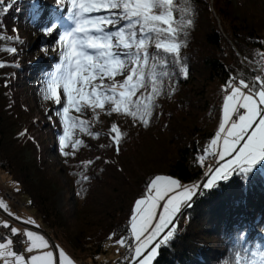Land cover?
<instances>
[{"label": "trees", "instance_id": "obj_1", "mask_svg": "<svg viewBox=\"0 0 264 264\" xmlns=\"http://www.w3.org/2000/svg\"><path fill=\"white\" fill-rule=\"evenodd\" d=\"M174 4L175 19L179 21L183 15L193 24L186 29L185 46L180 51L188 66L187 78L178 74V67L157 68L158 72L169 71L171 76L162 78L163 88L155 97L147 126L158 131L157 124L164 119L160 126L163 133L156 132L149 146L135 145L133 134L127 131L129 126L123 127L120 121L144 128L139 119L135 122L117 113L109 116L99 109L96 113L88 109L83 115L72 110L70 114L88 122L94 133L104 130L106 122L116 123L121 138L119 152L112 133L111 142L101 143L92 164L64 170L68 178L77 181L76 209L69 216L56 207L55 195L61 189L56 172L61 170L51 168L49 162L47 169L39 160V144L25 126V122L34 125V121L29 120V110L15 98V78H22L37 94L47 119L56 116L60 107L53 99L44 101V92L36 81V73L41 75L42 71L34 64L36 58L27 56L25 40L13 31L19 21L32 23L33 8L16 0L3 13L6 4L0 5V172L12 181L11 193L23 199V206L32 211L40 230L77 263H95L107 254L109 261L113 260L121 246L117 241L127 236L131 242L129 220L135 200L145 194L152 178L165 175L201 187L191 206L179 214L174 237L161 246L153 264H264V162L255 166L246 180L233 174L216 188L206 190L202 184L209 171L205 172L207 164L199 160L219 131L223 97L229 85L236 79L237 85L241 79L248 83L254 76L251 68L264 62V11L246 8L242 0H174ZM20 5L28 11V21L18 15ZM181 9L187 11L182 13ZM53 13L48 9L47 15ZM50 45L51 42L47 44ZM13 47L17 49L15 54L9 51ZM43 48L39 50L43 52ZM54 57L59 60L58 54L54 53ZM30 70L36 71L32 77ZM120 78L116 77L123 79ZM56 120L54 143L48 149L54 147L64 158L58 143L63 125L59 117ZM25 130L26 134L20 136ZM74 138L85 144L97 136L88 135L87 129H77ZM123 147L131 150L130 156L120 157ZM111 249L115 251L110 254ZM113 264H129V259L125 254L123 260L115 258Z\"/></svg>", "mask_w": 264, "mask_h": 264}, {"label": "snow or ice", "instance_id": "obj_2", "mask_svg": "<svg viewBox=\"0 0 264 264\" xmlns=\"http://www.w3.org/2000/svg\"><path fill=\"white\" fill-rule=\"evenodd\" d=\"M15 2L10 0L3 13ZM32 2L34 14L40 16L43 9L38 0ZM4 3L5 0H0V5ZM55 6L64 12L69 26L59 31V62L47 74L43 98L53 99L60 106L55 111L63 125L58 143L63 155L69 157L75 155L78 146L84 145L83 140L74 138L77 129L81 132L87 129L90 136L101 135L92 132L88 122L71 115L72 110L83 115L88 109L94 113L99 109L109 116L123 114L148 125L147 117L152 115L155 97L163 88L162 78L171 76L169 71L158 72L157 68L178 67L179 75L185 79L188 76V66L180 51L185 46L186 29L193 20L185 21L183 15L179 21L175 19L174 0H55ZM185 11L181 9L182 13ZM57 28L54 22L46 23L40 31L50 36ZM9 51L15 54L17 49L13 47ZM117 76L123 79L117 80ZM61 89L66 101L59 94ZM234 117H238V122ZM48 119L51 121L52 117ZM226 124L230 127L226 128ZM219 128L216 138L205 149L220 161L205 174L202 188L206 190L216 188L233 174L246 180L253 168L264 162V75H256L251 84L241 79L238 85L234 81L229 85L228 94L223 97V122ZM110 133H115L112 140L119 152L121 131L116 123L111 124ZM25 134L26 130L19 135ZM220 139L219 150L210 151L219 145ZM69 147L72 151H65ZM198 187L201 186H185L165 175H156L146 184L145 194L135 200L131 210L129 224L133 242L127 236L117 241L133 253V264H153L161 246L174 237L175 222L183 208L191 206ZM158 207L162 208L159 212ZM0 208L7 209L8 205L0 200ZM27 223L35 222L29 219ZM3 227L10 228L13 236L20 235V230L8 223ZM24 235L29 242L26 253L35 251L36 254L26 258L25 254L14 251L13 240L9 238L6 243H0L3 264H72L62 249L54 260L53 251L46 250L49 241L43 235L33 231H26ZM19 243L23 244V239Z\"/></svg>", "mask_w": 264, "mask_h": 264}, {"label": "rangeland", "instance_id": "obj_3", "mask_svg": "<svg viewBox=\"0 0 264 264\" xmlns=\"http://www.w3.org/2000/svg\"><path fill=\"white\" fill-rule=\"evenodd\" d=\"M7 5L10 2V0H6ZM54 0H40L39 4L42 5L43 7H47L49 6ZM242 3H245V7L249 9L252 8H258L264 11V2L257 1V0H242ZM6 5V6H7ZM33 5V2H32ZM11 9V8H10ZM18 15L20 17H26L27 15V11L20 8L18 10ZM217 18V17H216ZM4 23L7 24L8 19L7 17H5L4 19ZM217 22L218 25L220 27L219 24V19L217 18ZM14 33H16L18 35L19 38H22L25 40V43L28 45V48H26V54L27 56H32L36 59L39 58H43L48 56L49 54H51V50L50 47L48 48L47 44L49 42H53L52 40H50V36H45L44 34H42V32L40 31V29H36L33 28L29 25V23L27 24L26 21H22V22H18L17 24H15V28H14ZM46 40V41H45ZM43 46V52L39 50V47ZM46 50V51H44ZM55 70V69H54ZM53 70V71H54ZM29 73L31 74L30 77H32V75L34 73H36V71L34 70H30ZM262 74L264 75V71L262 70ZM36 76H38L37 83H39L40 86H42V88L44 89V92L46 90V84L44 79L41 78L40 73H36ZM251 81L254 80H250L248 83L251 84ZM105 82H108L107 80H105ZM14 87H15V98L19 101L20 104H22L23 106H25L28 110H29V120L31 119L32 121H34V125L31 124L29 125L28 122H25V126L28 127L27 129V133L28 135L35 140L38 144H39V148H40V153H39V160L41 161V163L48 169V162L50 163V167L51 168H58L59 170L63 171H59L56 172L58 178H59V183L61 186V189H59L56 192L55 195V201H56V207L60 210H63V212L69 216L71 213L74 212V209H76L75 207V187L77 185V181L76 178H68L66 176L65 173V169H72V171L76 170L77 168L79 169V167H82L83 165L87 164V161L89 160H94V158L97 156L100 148H102L101 143L106 144L108 143L107 141L111 142V138H109V136H111L112 133H110V128H111V124H108L107 122L103 125V128H105L104 130H101L99 133H101V135H99L96 139L94 138L92 141H87L84 145L78 146V150H76L74 157H59V151L56 149L49 150L48 147L49 146H53L54 143V134H53V129L55 126H57V120H56V116L52 115V119L51 121L49 119H47L44 114L43 111L41 109H44L43 107H41V102L40 100H38L37 94L33 91V89L31 88V86H27L25 83V80H23L22 78H15V82H14ZM246 91V90H245ZM59 94L64 98L65 96L63 95L62 91H59ZM181 95V94H180ZM44 99V98H43ZM65 99V98H64ZM49 100V99H48ZM44 101L46 103H48L47 100L44 99ZM234 119L238 122V117ZM133 120V119H132ZM138 122V121H135ZM223 122V118L221 123ZM120 124L125 127L126 124L129 126L127 128L128 132H131L133 134V143L135 145H140L143 144V146H149L150 145V141L151 139H153L154 136H156V132H160L163 133V130L160 129V126L164 125V119H160L159 123L157 124L158 126V131H156L155 128L149 126H145L144 128H140L137 127L133 124H131L128 121H120ZM226 128L230 127V125L226 124L225 125ZM140 129V130H138ZM220 131V128H219ZM216 136L213 138L215 139ZM211 144V142H210ZM222 145V139H220L219 141V145L216 147V151L219 150V146ZM122 154L120 155V157L123 155L124 158L127 156H130L131 154V150L129 151L126 148H122ZM208 156V154L206 152L203 153V156ZM202 157V156H201ZM201 157L199 158V160L201 161V164L203 165V163L207 164L206 166L204 165V168L206 169L205 172L209 171V168L212 167V165H210V163L205 162V157L203 160H201ZM120 159V158H119ZM220 161H218L219 163ZM208 168V169H207ZM172 178V177H171ZM107 179H104L102 181L103 184H105ZM12 182V181H11ZM10 180H8V177L3 175L0 172V190L3 188L7 191H13V183H11ZM206 182V180H205ZM204 182V183H205ZM183 184V183H182ZM185 186L191 187L192 185H198V184H183ZM197 190V189H196ZM16 197V196H15ZM18 199L20 200V203H23V199H21L19 196H17ZM15 199V198H14ZM0 200H2L6 205H8L7 209H3L0 208V225H3L4 223H8L11 227H16L18 230H20L21 233H25L26 231H33L35 232L37 235H43L45 237V239L48 240V238L42 233L40 232L38 229H40L41 227L38 225L37 220H35L33 213L30 209H27L24 206H17L15 203L9 202L7 201L5 198H3V196H1L0 194ZM163 202V201H162ZM162 208L158 207L157 208V212L161 211ZM19 216V220H17L15 217ZM31 219L33 220L35 223L34 224H28L27 221ZM25 239H26V244L23 246L22 248V254H25L26 258L27 256L31 255V254H36V252L34 251L33 253L29 254L26 253V248L28 246V240L26 235H24ZM131 238V237H130ZM7 240H5L3 243H6ZM49 241V240H48ZM131 242L132 238H131ZM109 245V244H108ZM57 247L52 248L50 246L49 243V248L46 250H51L54 253V260L56 258V256L58 255V251L60 249H62L65 253V255L68 257L69 260H71L72 264H78L77 260L74 259L63 247L55 245ZM113 246L115 247V244H113ZM115 251V249H111L110 254ZM124 252H125V247H122V251L121 253L116 254V258H118V260H123L124 257ZM115 256V255H114ZM114 256L111 258L113 259ZM127 260L129 259V264H133V253L129 250L126 254ZM101 258V257H100ZM109 254H107L106 257H103L101 259L98 260V262H95V264H99L100 261L104 262L103 264H106L107 261H109ZM115 260V259H114ZM0 264H3V258L0 257ZM89 264V262L87 263Z\"/></svg>", "mask_w": 264, "mask_h": 264}, {"label": "built area", "instance_id": "obj_4", "mask_svg": "<svg viewBox=\"0 0 264 264\" xmlns=\"http://www.w3.org/2000/svg\"><path fill=\"white\" fill-rule=\"evenodd\" d=\"M257 73L261 70L264 71V65H261L260 67L256 68ZM253 81H251L252 83ZM214 151V148L212 149ZM210 165L212 166H216L217 164V160L216 157L212 156V159H210L209 161ZM1 196H3V198H5L7 201L15 203L17 206H23V203H20V201L15 197V195L5 189H3L0 192ZM15 198V199H14ZM0 237H3L4 239H0V243H3L5 240L7 239H12L13 240V245H12V249L14 251H18V252H22V248L23 246L26 244V239L24 237V234L20 232L19 236H13V234L10 231V228H4L3 225H0ZM23 239L24 243L20 244L19 241ZM51 245V244H50ZM122 248L118 247L117 248V254L121 253ZM78 264H84V262H78ZM102 264V263H99Z\"/></svg>", "mask_w": 264, "mask_h": 264}, {"label": "water", "instance_id": "obj_5", "mask_svg": "<svg viewBox=\"0 0 264 264\" xmlns=\"http://www.w3.org/2000/svg\"><path fill=\"white\" fill-rule=\"evenodd\" d=\"M40 232H42L43 234H45L46 235V237L48 238V239H50V237L44 232V231H42V230H40V229H38ZM54 243H53V241H52V245H53ZM55 245V244H54ZM55 249V248H54Z\"/></svg>", "mask_w": 264, "mask_h": 264}, {"label": "bare ground", "instance_id": "obj_6", "mask_svg": "<svg viewBox=\"0 0 264 264\" xmlns=\"http://www.w3.org/2000/svg\"><path fill=\"white\" fill-rule=\"evenodd\" d=\"M258 75H263V74H262V70L258 72Z\"/></svg>", "mask_w": 264, "mask_h": 264}]
</instances>
